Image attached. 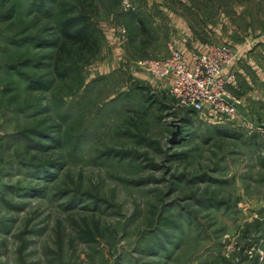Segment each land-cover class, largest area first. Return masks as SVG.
Wrapping results in <instances>:
<instances>
[{
  "label": "rangeland",
  "instance_id": "obj_1",
  "mask_svg": "<svg viewBox=\"0 0 264 264\" xmlns=\"http://www.w3.org/2000/svg\"><path fill=\"white\" fill-rule=\"evenodd\" d=\"M175 36L250 48L264 0H0V264H264V79L262 132L182 108L137 65Z\"/></svg>",
  "mask_w": 264,
  "mask_h": 264
},
{
  "label": "built area",
  "instance_id": "obj_2",
  "mask_svg": "<svg viewBox=\"0 0 264 264\" xmlns=\"http://www.w3.org/2000/svg\"><path fill=\"white\" fill-rule=\"evenodd\" d=\"M182 48L191 51L189 57ZM167 50L166 56L140 60L137 65L157 81L171 80L169 93L178 106L217 123L232 121L239 127L262 132L241 113L242 99L230 90L237 82L238 52L233 47L222 43L197 47L193 40L175 36Z\"/></svg>",
  "mask_w": 264,
  "mask_h": 264
},
{
  "label": "crops",
  "instance_id": "obj_3",
  "mask_svg": "<svg viewBox=\"0 0 264 264\" xmlns=\"http://www.w3.org/2000/svg\"><path fill=\"white\" fill-rule=\"evenodd\" d=\"M178 37V36H176ZM182 36H179L178 38H180ZM187 38V37H186ZM190 39V38H188ZM253 46L255 44V47L257 46H264V40L263 39H257L255 40V43H252ZM197 45V43H196ZM241 47V48H234L236 50L237 55H238V60L236 62V66H235V70L237 72V82L235 84V86H233L230 90L232 91V93H235V90H239V92L242 95V98L244 100V103L242 102V106L240 108V111L242 114L247 115V111L246 108L248 107L247 102L249 100V103L252 102L253 99H256L255 96L257 94V88L256 86L254 87V83L252 82L251 78H250V73L249 71H255V73H257L258 75L261 76V78L264 79V72H263V63L260 64L259 59H257V57L262 53V51L260 50V46L255 50L254 47ZM197 47H200V45H197ZM161 49V48H160ZM159 49V51H161ZM165 51H163L164 55L162 57H164L166 55V53H168V50L164 49ZM183 53L185 54L186 57H189V52L187 49L182 48ZM160 56V55H159ZM171 80L165 81L163 84L164 88H169L170 84H171ZM262 84L264 86V81H262ZM245 87V88H244ZM253 87L255 89H253ZM237 96V95H236ZM260 96V95H259ZM249 117V116H248ZM247 117V118H248ZM250 118V117H249Z\"/></svg>",
  "mask_w": 264,
  "mask_h": 264
},
{
  "label": "trees",
  "instance_id": "obj_4",
  "mask_svg": "<svg viewBox=\"0 0 264 264\" xmlns=\"http://www.w3.org/2000/svg\"><path fill=\"white\" fill-rule=\"evenodd\" d=\"M86 30L83 29L80 30L79 32H75L71 34L66 32L65 37L67 39V42L74 46H80L82 49L90 48L91 36L88 33H86L87 32Z\"/></svg>",
  "mask_w": 264,
  "mask_h": 264
}]
</instances>
